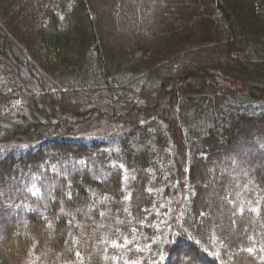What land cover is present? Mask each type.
Wrapping results in <instances>:
<instances>
[{
    "label": "trees",
    "instance_id": "trees-1",
    "mask_svg": "<svg viewBox=\"0 0 264 264\" xmlns=\"http://www.w3.org/2000/svg\"><path fill=\"white\" fill-rule=\"evenodd\" d=\"M126 262L264 264V0H0V264Z\"/></svg>",
    "mask_w": 264,
    "mask_h": 264
},
{
    "label": "snow or ice",
    "instance_id": "snow-or-ice-1",
    "mask_svg": "<svg viewBox=\"0 0 264 264\" xmlns=\"http://www.w3.org/2000/svg\"><path fill=\"white\" fill-rule=\"evenodd\" d=\"M34 195H35V193H33ZM253 211H255V209H252ZM243 210L241 209V212H242ZM201 215H203V213L201 214ZM125 242L126 243H128L129 241H127V239L125 238ZM117 247H120L121 245H116ZM247 251L249 252V253H251L252 252V249L251 248H249V249H247ZM76 255L77 256H79L80 254L79 253H76ZM126 264H127V262H126ZM132 264H135V262H132Z\"/></svg>",
    "mask_w": 264,
    "mask_h": 264
}]
</instances>
